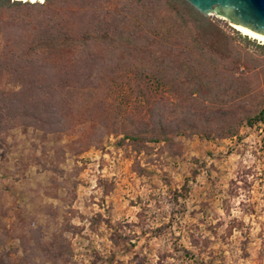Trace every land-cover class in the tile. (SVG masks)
Wrapping results in <instances>:
<instances>
[{"label":"rangeland","instance_id":"1","mask_svg":"<svg viewBox=\"0 0 264 264\" xmlns=\"http://www.w3.org/2000/svg\"><path fill=\"white\" fill-rule=\"evenodd\" d=\"M135 1L0 0V264H264V44L203 15L224 47L202 51L191 24L158 14L149 32L170 50L156 66L123 41ZM54 22L120 40L66 48L57 73L32 50ZM54 80L93 100L86 121L67 107L61 127L21 118Z\"/></svg>","mask_w":264,"mask_h":264},{"label":"trees","instance_id":"2","mask_svg":"<svg viewBox=\"0 0 264 264\" xmlns=\"http://www.w3.org/2000/svg\"><path fill=\"white\" fill-rule=\"evenodd\" d=\"M160 1L162 0L135 1V4L137 6L139 5V8L135 11V13L140 14L139 17L137 16V18L138 20H142V22L135 23V26L133 25L134 29L133 32H131L132 33L130 35L131 37L130 38L128 37L127 39H123L125 44L132 45V47H139L141 45L142 47L141 52L142 53L147 52L148 57L150 58L149 62L151 64L156 66L164 65V61H165L164 59L168 55L167 51L170 49H168L167 46H165V43L156 41L154 36H152L151 32H149V30H151V28L155 23L154 18L158 16V14H163V15L165 14L168 15L170 20H173L174 23L175 21L178 22L177 25L178 28L183 27L185 29H189V24H191L193 30H195L196 32V35L193 37L192 41L195 42L196 45L199 46V49H201L202 51L205 47H208L209 49H212L215 52L223 51L224 46H222V44H220L218 40L211 37L214 34L222 35L223 33L222 30L218 26H216L212 21L208 20L205 16H203L202 13L195 10V8L191 6L187 1L163 0L162 4ZM129 7L130 6H128V8ZM128 19L129 16L125 14L120 20V22L123 23ZM55 25H57V23L54 22L53 23L54 28H56ZM54 28H53V32L49 34L48 37L45 36V38L38 40V42L33 45L32 50L37 52L41 48L42 49L44 48L45 52L48 51V55L46 57L40 59L36 58V60L37 62L41 61L42 63H45L43 65L51 66V69L54 71H57L56 69H58L57 73L62 71V69H64V66L68 65L66 64L68 63V61L65 59L66 48L72 47L76 44L78 45L80 44L82 47H86L89 50V44L93 42L96 43V41L98 40L109 39L111 41H114L115 43L120 40V38H116V39H113V37L110 38L109 29L106 30L103 33V35L100 36L99 35L96 36L94 34L92 35L91 34L92 32L90 33L85 32L84 35L80 37H76V34H73L72 33L73 31L71 32L69 29L62 30V29H58V28L54 29ZM224 50H226L227 52L226 47L224 48ZM182 53H184V51ZM177 57L178 56H176L175 58ZM32 60L33 59H31V61ZM9 61L10 60H6V58L0 57L1 71L8 69L6 67ZM144 66H145L144 64H140L138 67L143 68ZM177 68H179L180 70L186 68L188 70L186 77H191L193 81L196 80V82H199L200 89L209 87V83L199 81V78H197L198 76L195 74L194 71L190 69V67L186 64V62H182V61L178 62ZM112 82L120 86L121 85L128 86L129 88H135L136 90L142 91L141 82L134 80L132 78L127 79L124 78L123 76L117 75L116 77L113 78ZM58 88H62L61 83L55 82V80L51 82L45 91L47 93L45 94L46 97L38 98V99L36 98L35 104L33 103L32 109L23 112L21 118H25L26 121H28L29 123L38 125L42 128L43 127L53 128V127H61L62 125L64 126L68 124V122L71 121L70 119H68V117L71 115L72 112L73 114L74 112L78 113V115L80 116L79 120L81 122L87 120L86 118L83 119V117H86L87 112H91V114H93L94 111L93 109L94 102H92L93 100L88 102H83L82 104H78L81 99V94L76 93L75 98H73V100H69L70 101L69 102L64 96L61 95V92L58 90ZM90 95H92L91 98H93L94 101H96V91L94 93L92 92ZM72 97H74V95ZM217 98L219 101L220 99L219 97L214 96L213 99L217 100ZM76 106L77 109H75ZM66 107L69 109V112H67L68 117L64 115V108ZM262 113H264V108L262 110ZM134 133H139L138 137L140 136L146 138L149 135H153V134L165 135L167 134V130L164 128H160L159 130H145V131H136V132L132 130L131 134L134 135Z\"/></svg>","mask_w":264,"mask_h":264},{"label":"water","instance_id":"3","mask_svg":"<svg viewBox=\"0 0 264 264\" xmlns=\"http://www.w3.org/2000/svg\"><path fill=\"white\" fill-rule=\"evenodd\" d=\"M41 2L45 0H11ZM203 15L215 14L233 26L264 37V0H185Z\"/></svg>","mask_w":264,"mask_h":264},{"label":"bare ground","instance_id":"4","mask_svg":"<svg viewBox=\"0 0 264 264\" xmlns=\"http://www.w3.org/2000/svg\"><path fill=\"white\" fill-rule=\"evenodd\" d=\"M232 26H233V25H232ZM233 27H234L237 31H239L242 35L247 36V37H249V38H251V39L257 40V41H259V42H261V43L264 44V37H263V36L258 35V34H255V33H252V32H250V31H248V30L240 29V28H238V27H236V26H233Z\"/></svg>","mask_w":264,"mask_h":264}]
</instances>
